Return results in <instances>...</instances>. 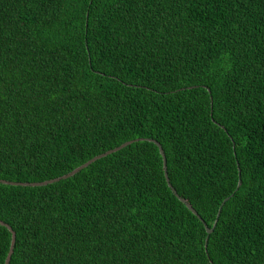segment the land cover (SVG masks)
<instances>
[{
    "label": "trees",
    "instance_id": "obj_1",
    "mask_svg": "<svg viewBox=\"0 0 264 264\" xmlns=\"http://www.w3.org/2000/svg\"><path fill=\"white\" fill-rule=\"evenodd\" d=\"M128 140L0 182L8 264H264V0H0V179Z\"/></svg>",
    "mask_w": 264,
    "mask_h": 264
},
{
    "label": "water",
    "instance_id": "obj_2",
    "mask_svg": "<svg viewBox=\"0 0 264 264\" xmlns=\"http://www.w3.org/2000/svg\"><path fill=\"white\" fill-rule=\"evenodd\" d=\"M134 140H136V139H134ZM147 140H150V141L154 142V143L157 145V147H158L159 153L161 154V157H162V167H163V170H164V175H165V179H166V182H167L168 187H170L171 191H172V192L174 193V195H175V196H176V197H177V198H178V199H179V200L185 205V207L189 208L193 214L197 215L196 211H195L192 207H190L191 205H190L189 203H187V201H186L185 199H183L182 197H180V196L176 193L175 189H174V188L171 186V184L169 183V181H168V176H167V170H166V160H165V155H164V152H163L161 146L159 145V143H158L157 141H155V140H153V139H147ZM131 141H133V140L125 141V142H123L122 144H120V145H118V146H116V147H114V148H112V149L106 150V151H104V152H102V153H100V154H98V155L93 156V157L90 158L89 160H87V161H85L84 163L80 164L79 166L75 167L73 170H71V171L68 172L67 174L61 175L60 177H55V178H51V179H49V180H43V181H39V182H10V181H6V180H3V179H0V182H1V183H5V184L21 185V186L45 185V184H47V183H51V182L57 181V180H59L60 178H65V177H68V176L72 175L73 173L77 172L78 170H80V169L86 167V166H87L88 164H90L92 161H94V160H96V159H98V158H100V157H103V156H105V155H107V154H110V153H112V152H114V151L119 150L120 148H122V147L126 146L127 144H129ZM226 199H228V197H225V199L221 202V205H222V203H224V201H225ZM221 205H220V206H221ZM220 206H218L219 208H218V211H217L216 219H215L214 224L212 225V227L209 228V227H208V226L202 221L203 224H204V227H205V229H206V233H207V235H206V237H205V240H204V246H206L208 235H209V233L212 231V229H213V227H214V225H215V222H216V220H217V216H218V214H219ZM197 217H199V216L197 215ZM199 219H200V218H199ZM0 224L3 225L4 227H6V228L9 230L10 234H11V238H10V246H9V249H8V252H7V255H6V258H5V260H4V261H5L4 264H8V260H9V258H10V256H11L12 251H13V250H12V246H13V244H14V242H15V232L11 229V227H10L7 223L3 222L2 220H0Z\"/></svg>",
    "mask_w": 264,
    "mask_h": 264
},
{
    "label": "bare ground",
    "instance_id": "obj_3",
    "mask_svg": "<svg viewBox=\"0 0 264 264\" xmlns=\"http://www.w3.org/2000/svg\"><path fill=\"white\" fill-rule=\"evenodd\" d=\"M80 170H81V169H80ZM78 171H79V170H78ZM78 171H77V172H78ZM73 174H74V173H73ZM73 174H72V175H73ZM238 174H239V171H238ZM70 176H71V175H70ZM68 177H69V176H68ZM65 178H67V177H65ZM60 179H63V178H60ZM60 179H59V180H60ZM57 181H58V180H57ZM54 182H55V181H54ZM240 183H241V180L239 179L237 185L239 186ZM35 186H42V185H35ZM13 246H14V244H13ZM13 246H12V250H13ZM9 260H10V258H9ZM9 260H8V263H9Z\"/></svg>",
    "mask_w": 264,
    "mask_h": 264
}]
</instances>
